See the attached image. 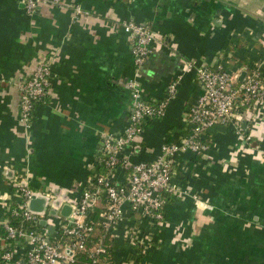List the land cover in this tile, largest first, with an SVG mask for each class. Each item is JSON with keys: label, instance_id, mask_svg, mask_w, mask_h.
I'll return each mask as SVG.
<instances>
[{"label": "crops", "instance_id": "1", "mask_svg": "<svg viewBox=\"0 0 264 264\" xmlns=\"http://www.w3.org/2000/svg\"><path fill=\"white\" fill-rule=\"evenodd\" d=\"M122 20L154 35L137 77L143 99L161 98L180 76L163 116L135 138L131 163L152 160L163 141L183 134L181 115L199 92L194 66L223 60L234 71L264 55V0H44L33 13L0 0V205L10 201L8 182L18 173L33 188L78 198L101 134L119 133L130 110ZM41 58L49 61V86L25 124L19 85ZM247 123L248 143L215 125L200 157L178 156L180 183L197 201L167 204L164 222L150 231L155 249L131 264H264V157L252 147H264V116ZM131 220L125 212L111 231L114 264H127L132 249L122 233Z\"/></svg>", "mask_w": 264, "mask_h": 264}, {"label": "built area", "instance_id": "2", "mask_svg": "<svg viewBox=\"0 0 264 264\" xmlns=\"http://www.w3.org/2000/svg\"><path fill=\"white\" fill-rule=\"evenodd\" d=\"M24 12L33 13L44 0H16ZM75 11L79 12L78 7ZM125 35L131 60L132 76L124 82L129 92L130 110L125 125L116 134L102 133L100 146L90 162L87 179L78 198L70 200L59 192L33 188L25 174L12 175L8 182L10 201L0 205V264H71L75 252L84 248V240L91 231V214L105 232L111 234L124 213L132 218L122 233L135 255L144 256L155 249L158 240L151 237V230L165 219V206L193 194L178 181L175 167L178 156L190 154L200 157L208 147L205 132L210 126H222L244 137L241 128L251 120L264 116V55L240 63L236 70H228L225 61L205 63L193 67L198 94L188 102L181 115L183 134L177 141H163L157 155L150 161L129 162L134 140L147 122L163 116L167 103L173 98L180 76L177 75L157 100H145L137 81L140 67L149 54L154 35L146 24L122 20L118 24ZM228 59V57H226ZM49 61L39 59L31 75L19 85L18 117L27 124L34 104L42 102L49 86ZM241 72L244 75L238 80ZM264 157V147L252 146ZM104 172H98L97 167ZM121 178L116 180V170ZM185 166H182L183 173ZM178 173V174H177ZM89 186V188H86ZM32 194L47 198L43 215L26 209ZM58 202L55 206L54 202ZM62 205L69 208L66 216L58 214ZM50 209L56 214L51 216ZM21 216L29 227L9 225L3 213ZM43 219L45 224H39ZM48 227L51 228L48 231ZM112 236V235H111ZM52 240V241H50ZM98 243L88 249L89 264H97L104 249ZM129 262L127 264H131ZM148 264V263H144Z\"/></svg>", "mask_w": 264, "mask_h": 264}, {"label": "trees", "instance_id": "3", "mask_svg": "<svg viewBox=\"0 0 264 264\" xmlns=\"http://www.w3.org/2000/svg\"><path fill=\"white\" fill-rule=\"evenodd\" d=\"M263 56V54H259L255 57H252L248 59V61L255 60L259 57ZM246 61V62H248ZM249 61V62H250ZM249 62L247 64H249ZM148 123V122H147ZM245 128H241V132L243 135H245ZM209 143V142H208ZM98 172H104V169L102 167H97ZM179 182L181 180H184L183 174L180 175V178H178ZM86 188H89V186H86ZM2 219L6 220L9 225L18 226L22 225L23 227H29V224L22 221L21 216H13L10 215L9 211H6L3 213ZM3 234V230L0 225V235ZM52 241V240H50ZM98 245H101L104 249V252L98 256L99 261L97 264H114L112 261V255H113V248H112V236L110 233L105 232L102 227L95 221V214L94 212L91 214V231L88 233L87 237L84 240V248L82 250H79L75 252L73 256V261L71 264H89V257H88V249L98 243ZM142 256L135 255V250L131 251L127 258V263L132 262L134 260L140 259Z\"/></svg>", "mask_w": 264, "mask_h": 264}, {"label": "water", "instance_id": "4", "mask_svg": "<svg viewBox=\"0 0 264 264\" xmlns=\"http://www.w3.org/2000/svg\"><path fill=\"white\" fill-rule=\"evenodd\" d=\"M244 75V72H241L238 76V80L241 79V77ZM46 203H47V198L41 194H32L30 198L27 200L26 203V209L35 215L41 216L44 214L45 209H46ZM54 205L57 206L58 202H54ZM69 208L66 205H62L59 209L58 214L60 216H66L68 214ZM49 214L51 216H54L56 214L55 209H50ZM40 225H44L45 221L43 219L39 220ZM51 228L48 227V231H50Z\"/></svg>", "mask_w": 264, "mask_h": 264}]
</instances>
